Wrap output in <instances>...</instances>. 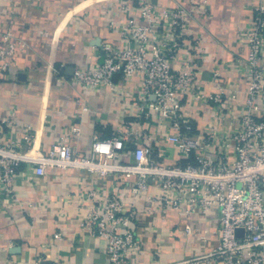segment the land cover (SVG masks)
Returning a JSON list of instances; mask_svg holds the SVG:
<instances>
[{"label": "crops", "instance_id": "crops-1", "mask_svg": "<svg viewBox=\"0 0 264 264\" xmlns=\"http://www.w3.org/2000/svg\"><path fill=\"white\" fill-rule=\"evenodd\" d=\"M139 1L0 0V31L9 29L13 39L25 44L17 59H8V69H0V143L33 155L46 153L76 127L79 133L70 136L69 143L77 154L88 156L94 136L113 139L125 130H159L158 122L146 116L149 109L141 99L140 76L125 80L115 74L113 90L95 92L70 81L77 69H93L101 63L104 45L126 47L127 42L109 28L108 21L121 23L132 18L141 23ZM149 1L158 12L176 6L190 11L186 35L178 31L165 35L170 43L179 45L172 66L179 69L191 61L205 93L236 96L237 111L216 120L217 132H227L247 95L246 82L240 76L247 51L239 33L251 24L255 0ZM201 2L209 10L199 17L196 11ZM213 113L207 105L190 112L194 137L201 143L203 128ZM161 128L168 129L165 123ZM27 133L31 142L23 139ZM124 143L131 151L140 140L131 137ZM154 145L162 149L167 164L179 160L196 163L195 152L181 155L162 138ZM229 157L234 159L232 151ZM121 159L134 162L130 155ZM136 179L135 174L100 175L77 167L47 166L38 174L33 164L20 163L13 192L0 191V264H110L103 242L82 226L86 194L92 189L97 191V199L121 188L127 191L123 212L134 214L139 242L132 264H172L217 247L216 209L190 213L184 205L179 209L154 206L144 195L132 194ZM148 191L157 194L158 183L151 182Z\"/></svg>", "mask_w": 264, "mask_h": 264}, {"label": "built area", "instance_id": "built-area-1", "mask_svg": "<svg viewBox=\"0 0 264 264\" xmlns=\"http://www.w3.org/2000/svg\"><path fill=\"white\" fill-rule=\"evenodd\" d=\"M197 5L199 17L205 16L208 5L205 2ZM138 9L141 23L132 18L121 23L108 21L109 28L118 31L127 42L126 47L115 49L104 45L102 62L93 69H77L70 81L84 91L95 92L105 88L113 90L115 74L125 80L140 76L141 99L149 109L146 116L158 122L159 130H125L113 139L94 136L88 156L77 154L69 143L70 136L79 133L76 127L46 153L33 155L13 144L0 143V191L13 192L14 178L23 162L33 164L38 174H43L47 166L77 167L100 175L135 174L132 194L144 195L154 206L179 209L184 205L190 213L211 208L218 211L217 247L205 255L172 264H200L201 261L264 264V0H255L251 24L239 33L247 51L240 65L247 95L225 133L217 132L215 125L229 111H237L236 96L205 93L191 61H185L179 69L172 66L178 57L179 45L170 43L165 35L176 31L186 35L190 11L176 6L158 12L149 0H140ZM0 42V69L6 71L10 65L8 59H17L25 51V44L13 39L9 29L0 31ZM206 105L214 113L203 128L201 143L194 137L190 112L204 109ZM6 122L12 124L11 120ZM161 123L168 129L163 131ZM28 134L23 139L31 142ZM131 137L140 143L129 151L124 142ZM161 138L181 155L195 152L196 163L179 160L167 164L162 149L154 145ZM230 151L234 153L232 161ZM123 155L132 156L134 162L122 160ZM153 181L158 183L157 194L148 191ZM125 193L121 188L100 199L96 198L94 189L86 194L82 226L103 242L110 264H132L139 249L134 214L123 212ZM237 229H242V234H237ZM185 231L190 232L189 227Z\"/></svg>", "mask_w": 264, "mask_h": 264}, {"label": "water", "instance_id": "water-1", "mask_svg": "<svg viewBox=\"0 0 264 264\" xmlns=\"http://www.w3.org/2000/svg\"><path fill=\"white\" fill-rule=\"evenodd\" d=\"M103 58V57H102ZM101 62H102V60H101ZM237 234H242V229H237ZM11 251H16V249H12Z\"/></svg>", "mask_w": 264, "mask_h": 264}]
</instances>
